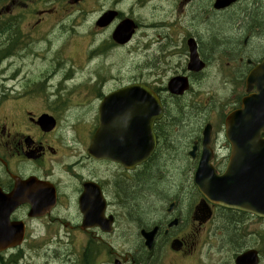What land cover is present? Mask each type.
<instances>
[{"label":"flooded vegetation","instance_id":"flooded-vegetation-1","mask_svg":"<svg viewBox=\"0 0 264 264\" xmlns=\"http://www.w3.org/2000/svg\"><path fill=\"white\" fill-rule=\"evenodd\" d=\"M38 1L13 0L7 10L11 13L18 5H32V12L38 11L35 5ZM73 1L69 0V3L73 4ZM199 1L210 9L212 15L208 17V23L212 26L219 23L216 25L219 30L209 31V24L198 29V7L193 10L191 5L195 6ZM214 1H179V12H183L185 5L189 6L186 24L176 22L177 33L186 50V63L180 58L164 74L161 72L163 60L155 55L156 42L146 35V51L154 47L153 53L146 55L147 74L132 82H142L154 92L163 106V114L154 120L152 126L141 124L137 132L133 129L128 134L130 141L137 142L139 146H155L152 156L139 166L125 167L88 153L93 134L101 128L99 119L94 128L82 125L81 118L66 116L55 101L45 96L36 97V94L16 92L0 85V210L10 205L8 195L13 193L34 192L38 194V201L47 204L52 201V195L55 199L53 208L44 216L32 217L28 202L20 204L11 214L12 221L25 223L26 237L30 236L28 240L79 243L82 264H264V217L208 200L194 177L203 155L206 131H209L212 163L218 173L229 164L233 147L241 144L242 136L235 132V128L240 127V119L233 114L243 107L245 98L256 92L257 86L249 90L248 75L264 62V19H259L255 30L243 26L245 18L239 23V28L243 26L246 30L242 48L233 50L220 48L221 44H211L217 33L222 38L229 37L221 24L227 22L224 19L227 15L254 13L255 18L264 16V0H238L222 10L214 8ZM53 13L54 10L39 17L35 15L31 30H35L46 15ZM225 26L229 27V24ZM159 37L161 35L156 37L158 42ZM190 38L197 40L207 70L212 61H217L219 68L226 69L224 85H221L226 93L223 101L222 97L220 101L211 102L214 95L196 87L203 71L194 72L188 68ZM2 46L3 41L0 40V48ZM151 68L154 71L151 72ZM173 76L189 79L191 86L187 93L182 96L169 93L166 82ZM197 92L206 104L195 102L193 95ZM168 95L171 99L179 98L180 106L184 107L179 111L168 108ZM187 96L191 98L188 104L184 103ZM259 102L264 106V97ZM193 114L198 121L196 132L190 135L181 156H168L169 144L175 145L173 140L178 139L174 133L183 132L184 122L181 121L190 120ZM44 115L54 117L55 126L40 122ZM173 125L175 128L171 130ZM260 137L264 139V132ZM105 141L109 138L104 139L102 135L101 142ZM118 141V134L112 133L111 143L116 145ZM176 157L187 164L185 175H177L180 187L174 189L170 186L167 199L162 192V195L154 197L156 206L151 213L144 216L137 211L135 214L128 202L135 192L139 193L140 187L137 189L136 184L146 175H154L147 171L150 163L159 160L155 168L167 169L166 160ZM164 177V180H174L171 185L177 184L174 175ZM28 180L31 184L23 185L22 182ZM86 213L90 221L85 224ZM30 227L34 232L28 233ZM61 228L77 232H65L67 236H60Z\"/></svg>","mask_w":264,"mask_h":264},{"label":"rangeland","instance_id":"rangeland-1","mask_svg":"<svg viewBox=\"0 0 264 264\" xmlns=\"http://www.w3.org/2000/svg\"><path fill=\"white\" fill-rule=\"evenodd\" d=\"M64 2H66V0H62V2L61 0H41L42 5L48 8H57L61 16L67 13L69 15L63 16L64 19L57 22L51 31L47 30V32H45L39 30V33L33 32L27 39L31 46L10 56L4 64L11 65L7 68L4 75L7 76L8 79L15 77L13 80H9L8 83L13 85L16 84V86H18L16 90L23 91L25 86L29 84L32 88V92H34L37 84L36 81L45 77L46 81L44 82V90L46 91H48L49 84L53 87L52 91L56 92L60 91L63 86L67 92H71V90H73L72 92L82 91V95L86 94L84 93L85 91L95 93L96 83L99 81L97 72L100 71L102 66L104 67L102 68V71L99 72V75L106 76L108 74L106 68H108L110 73L109 77L113 75L119 77L117 85L130 79L140 78L146 73L145 63L148 60L146 58L147 54L143 53L142 50L138 48L142 42L141 36L139 34L136 36L134 44H129L122 48L115 46L113 45V40L111 38V31L115 28V25L99 28L95 26L96 19L106 9L116 7L120 9L124 15H129L128 17H132L134 20L139 21L141 23V28L145 25L147 19H150L152 23L155 20H166L168 23L173 19L176 21L182 14V12L177 11L179 0H159L150 3L151 5L148 4L150 5V8L147 10L145 8L146 1L144 0H82V5L79 3H67L68 6H63L64 9H68L66 13L62 10V4ZM196 6L198 7L197 19L198 22H201L198 26V29L200 30L202 26L206 25L207 27L209 24L208 17L212 14L210 13L209 7L203 2H199L195 6L191 5V8L195 10ZM188 7L189 6L184 7L186 8V12L188 11ZM186 12L180 17V22L183 24H186L188 20ZM240 22H238V24ZM26 23L27 22H25V24ZM211 26L212 24L210 23L207 29H209V31H211V29L214 31L215 26H212V28ZM43 27L48 29L53 27V25L49 22L47 27ZM146 30L143 28L142 33ZM46 33L48 35H46ZM169 33L170 31H165L164 35H161L159 38L162 39L167 37ZM177 37L180 38L179 35ZM41 38H44L45 40ZM181 42H179V45ZM101 46H106V51L100 53L97 51L93 56L94 50L91 49H97ZM62 48L66 49L59 54L60 49ZM44 55H46V58H41ZM159 56L162 58V55ZM91 57H93V59L87 68L88 70L83 72V69L79 68L86 65ZM151 59L154 63H157L153 58ZM176 61L177 56L170 58L167 61L162 74L166 73V69L169 68L170 65H174ZM220 63H222V61H220ZM218 65L219 63L217 61H212L209 71L205 75L199 77L196 84L198 89H205L208 94L212 93L214 95L210 100L211 102L213 100L220 101L222 97L223 101L226 97L225 90L221 88V85H224L223 77L225 76L226 69L219 68ZM151 70L154 71V68H151ZM115 85L116 83L114 82L104 84L102 85V90L108 91ZM58 87L59 89L57 90ZM94 93L89 97V100L93 99L92 105L95 103ZM66 94L71 95L70 93ZM199 96V92L193 95L195 102L201 105L206 104V100L200 99ZM53 98H56V95L53 96ZM190 100V96H187L184 103L188 104ZM207 101H209L208 98ZM178 102L182 105L181 100H173L171 102L173 104L169 105L168 108L176 107ZM194 106L197 105L195 104ZM92 114L93 110L90 109L82 114V119L89 121ZM183 122L186 123L184 119L181 123ZM221 154H223V150H221ZM186 165L185 162H178L175 164L176 172H172L169 167L171 165L168 162L166 164L168 170L166 171L168 172V175H178L179 173L177 169L181 168L179 175H185ZM170 186L171 184L167 186V190L170 189ZM167 192L169 193V191ZM60 232L63 234L64 229H61ZM62 252H65L66 254L61 255ZM23 255L24 259L22 264H78L79 245L78 243L40 245V243L29 242L23 247Z\"/></svg>","mask_w":264,"mask_h":264},{"label":"water","instance_id":"water-1","mask_svg":"<svg viewBox=\"0 0 264 264\" xmlns=\"http://www.w3.org/2000/svg\"><path fill=\"white\" fill-rule=\"evenodd\" d=\"M231 1L232 0H218L216 3V7H220L223 4H229ZM115 15L116 12L112 11L106 13L99 21V24L105 25L109 23ZM132 28V23L130 21H125L114 32V39L119 43L127 42L131 37ZM193 43H191V66L195 69H201L203 67V64L199 60L196 51V45H194ZM261 77H264V66L256 69L253 72V74L251 75V80ZM182 83L183 82H179V80L177 79H173L172 81H170V90L175 93L182 92V89L184 88V84ZM140 92H142V86L131 85L112 93L106 98L105 105L110 108V110L106 112V115L108 116L110 123L112 122V116L122 118L119 115H124L127 108L131 107L130 99H135L138 101L141 100V98H139ZM263 97L264 91L261 90L257 98L251 99L248 103L251 106L250 108H255L252 113L258 119L264 113V106H262L260 102H258V100H262ZM136 108H139V106H137ZM140 114L141 113L137 111V113L131 115V117H138ZM122 119L123 120L118 124V130L121 132L127 131L129 124V121H127V119ZM98 150L99 147L97 146L95 139L92 142L90 152L96 154V151ZM230 166L231 167L226 174L215 178L214 175L216 174L210 164V153L209 151L205 150L204 156L202 157L196 173V180L198 181V184L204 191L205 195L211 198H214L215 196L219 201L226 204H247L249 202L248 198L242 196L240 192H244L246 188L245 184L249 179L253 178L254 175H262V178L258 183V187H260L259 203L264 202V143L260 145V142L257 138L253 145L240 149L237 148L234 162ZM226 175H242L240 176V180L242 181L241 185H237L236 187L233 186V184L228 185V183L224 181V179L227 178ZM209 188L212 189L211 194L208 191ZM254 205L256 206L255 202L251 203V207ZM259 211L264 212V208L260 207ZM16 234L17 229L15 227L6 226L3 224V222H0V250L20 244L22 241V237H16Z\"/></svg>","mask_w":264,"mask_h":264},{"label":"trees","instance_id":"trees-1","mask_svg":"<svg viewBox=\"0 0 264 264\" xmlns=\"http://www.w3.org/2000/svg\"><path fill=\"white\" fill-rule=\"evenodd\" d=\"M261 9L259 8V11ZM250 13V12H249ZM254 13H250L247 16H241L242 14H232V15H227L226 18V23L223 22L222 24V29L224 31H227V34L229 35L228 38H222L221 34L217 33L214 35V37L212 38V42L211 44L213 45H219L221 44V46H219L220 48H229V49H235V48H242L244 47L243 45V41H244V34L246 32L245 28L248 27H253L254 30L257 28L255 26V24L259 21V19H264L263 15H258V18H255ZM260 14V13H259ZM220 17H222V15H220ZM245 18V20H244ZM244 20V24L243 26H246L245 28L242 26L241 28H239L238 22L243 21ZM217 23V22H216ZM228 25L229 27H226L225 24ZM197 24L200 25L201 22H198L197 19ZM238 24V28H236ZM219 26V24H217ZM214 26V25H213ZM215 25V29L219 30V27ZM206 27V25H205ZM221 30V29H220ZM222 30V31H223ZM222 33V32H221ZM223 39V40H221ZM207 53L208 49L206 50ZM174 109L177 108V110H180V104H176V107H173ZM195 115H191V119L190 120H186V123H184V125L182 126L180 124V126H182V131L181 133H174V137L178 138L176 140H173V142L175 143V145L169 144V148L168 151L169 153L167 154L168 156L171 155V157L174 156H181L182 154V148L184 147L185 144L188 143L189 137L191 134H193L194 132H196V124H197V119L196 117H194ZM173 118H175V116H172ZM172 118V119H173ZM175 126H171V130H174ZM179 162H183V159H180L178 157L172 158L171 160H166V163L169 162V164L171 166L170 170L172 172H175V164ZM159 162V160L157 161H152L150 163V167L147 168V171L149 170L150 172H153L154 175H146L143 179H141L138 184H136V188L138 189L140 187V189H138L137 192H139L138 194L135 192L134 196L131 197V200L128 202L129 206L134 208V210L136 212H134L135 214H137L139 211L142 215H146L145 213H151L154 209H155V204L153 203V198L156 197L157 195H162L165 194V197L167 196V186H169L174 180H164L165 177L164 175H168V172L166 170L168 169H164V168H155V165H157V163ZM164 163V162H163ZM168 168V167H167ZM178 173L180 172V168L177 169ZM177 173V174H178ZM179 175V174H178ZM176 178V183L177 184H173L171 186L174 187V189L180 187L181 183H180V177L177 178V175H174V178ZM170 182V184L168 183ZM144 183V184H143ZM165 189H161L164 188ZM161 189V190H160ZM162 192V193H161ZM170 193H168L169 195ZM158 196V197H159ZM167 199V197H166Z\"/></svg>","mask_w":264,"mask_h":264}]
</instances>
